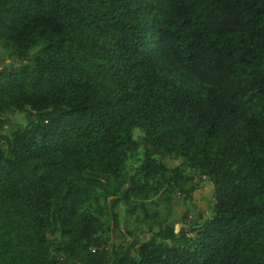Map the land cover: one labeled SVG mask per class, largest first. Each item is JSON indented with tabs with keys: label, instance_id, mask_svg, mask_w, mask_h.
I'll use <instances>...</instances> for the list:
<instances>
[{
	"label": "trees",
	"instance_id": "trees-1",
	"mask_svg": "<svg viewBox=\"0 0 264 264\" xmlns=\"http://www.w3.org/2000/svg\"><path fill=\"white\" fill-rule=\"evenodd\" d=\"M0 41V115L31 118L0 136V264H264V0H0ZM164 157L210 183L211 217L108 245L95 190L115 231L119 204L190 199Z\"/></svg>",
	"mask_w": 264,
	"mask_h": 264
},
{
	"label": "rangeland",
	"instance_id": "rangeland-1",
	"mask_svg": "<svg viewBox=\"0 0 264 264\" xmlns=\"http://www.w3.org/2000/svg\"><path fill=\"white\" fill-rule=\"evenodd\" d=\"M12 50L9 45L0 41V70L4 68L17 67L19 63L11 55ZM8 119L9 125H5L0 129V136H9L17 127H24L31 118L26 113L9 112L0 115V120ZM143 134L140 130L132 131V138L139 142ZM0 149H5L4 144H0ZM142 149L139 147L135 151L128 154L124 165V173L131 176L138 173L142 164ZM162 163L168 168L182 167L183 160L178 158L164 157ZM186 174L192 178L187 184V189L193 191L188 201H183V197L175 192L161 193L149 196L142 201H134L135 212L128 214L127 209L119 204L114 213L118 217L119 229H112V222L109 211V197L104 196L101 190H95L89 201L85 203L81 209L91 213L96 219L97 236L106 239L107 244L121 245L133 240L145 241L151 236L149 227L154 228L156 224H169L177 232L180 228H185L188 236H193L192 230L202 224L199 219H209L211 217V208L213 205L212 187L210 183L201 178L197 173L191 172L184 168ZM165 198H168L167 200ZM142 203L143 207H138ZM49 238V237H48ZM48 259L51 262H57L62 259L61 253L50 251Z\"/></svg>",
	"mask_w": 264,
	"mask_h": 264
}]
</instances>
